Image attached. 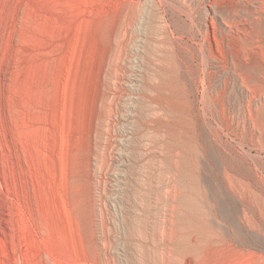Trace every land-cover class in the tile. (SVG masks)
<instances>
[{
    "label": "rangeland",
    "instance_id": "374dc122",
    "mask_svg": "<svg viewBox=\"0 0 264 264\" xmlns=\"http://www.w3.org/2000/svg\"><path fill=\"white\" fill-rule=\"evenodd\" d=\"M152 1L0 0V264H161L174 227L177 264H264V99L252 118L201 59L202 3ZM171 39L189 52L176 79Z\"/></svg>",
    "mask_w": 264,
    "mask_h": 264
},
{
    "label": "bare ground",
    "instance_id": "6f19581e",
    "mask_svg": "<svg viewBox=\"0 0 264 264\" xmlns=\"http://www.w3.org/2000/svg\"><path fill=\"white\" fill-rule=\"evenodd\" d=\"M152 1V0H151ZM173 1V0H171ZM175 1V0H174ZM177 1V0H176ZM199 2V3H202L203 5V17H202V21L200 23L197 22V19L195 18L196 16L194 15V11L192 12L189 8V11H187L189 13V16L192 18H190L191 20H193L194 23H196L197 27H198V33H202L203 36H204V42L202 43V46H201V53L200 56H201V59L204 61V60H208L213 58L214 60H221L222 62H224V64L226 65L227 67V71L229 72L230 74V77H232L235 81V83L237 84V86L243 91L245 92L247 95H248V98L250 99V105H249V111H250V115L251 117L253 118V115L254 112H253V103L255 100H263L264 99V0H186L187 3H189L190 7L192 5L193 2ZM153 2V1H152ZM163 2V1H162ZM181 2V1H180ZM145 3V2H144ZM150 3V2H149ZM154 4H157V3H154ZM185 4V2H184ZM169 5V4H168ZM171 5V4H170ZM182 5V4H181ZM196 5V4H195ZM198 5V4H197ZM200 5V6H202ZM183 6H186V5H183ZM142 7V6H141ZM155 7V5H154ZM196 7V6H195ZM194 7V9H195ZM199 7V6H198ZM139 8V7H138ZM157 8V7H155ZM178 8V7H177ZM176 8V9H177ZM180 8V7H179ZM178 8V9H179ZM188 8V6H187ZM141 9V8H140ZM153 9V8H152ZM193 9V8H192ZM201 9V8H200ZM182 10V9H181ZM186 10V9H184ZM198 11V10H197ZM155 12H159V11H155ZM183 12V10L181 11V13ZM196 12V11H195ZM143 13V12H142ZM187 13V14H188ZM201 13V12H200ZM140 15V14H139ZM142 15V14H141ZM145 15V14H144ZM158 17V15H155ZM145 17V16H144ZM163 17V16H162ZM183 18V17H182ZM201 18V17H200ZM139 19V18H138ZM137 19V20H138ZM143 19V18H142ZM163 19V18H162ZM187 19V18H186ZM160 20V19H159ZM167 20V19H166ZM201 20V19H200ZM160 22V21H159ZM192 22V21H191ZM136 23V22H134ZM131 24V23H130ZM142 24V23H141ZM164 24V23H162ZM167 24V23H166ZM170 24V23H169ZM172 24V23H171ZM143 25V24H142ZM159 26V25H158ZM174 26V25H173ZM190 27V26H189ZM196 27V26H195ZM159 28V27H158ZM185 28V27H184ZM161 29V27H160ZM189 29V28H188ZM192 29V28H191ZM190 29V30H191ZM195 29V28H194ZM135 30V29H134ZM133 30V31H134ZM166 30V28H165ZM187 30V29H186ZM189 30V31H190ZM167 31H168V28H167ZM174 31V30H173ZM194 30H191V35H193L194 37L197 38L196 36V32L197 31H194ZM165 33V32H164ZM174 33V32H173ZM190 33V32H189ZM197 33V34H198ZM163 34V33H162ZM174 35V34H173ZM189 35V34H188ZM168 37V36H167ZM176 38V37H175ZM170 39V38H169ZM182 39V37L180 38ZM183 41V40H182ZM193 41V40H192ZM132 42V41H131ZM170 43V63H168L170 66H172V68L170 69L171 72V76L172 78L175 77V75L182 69H180V66L183 67V65L180 64V60L182 59L181 58V53H182V50L178 51L179 49V46L177 47V44L179 43H175L172 39L170 41H168ZM130 43V42H129ZM181 44H179L181 47H183L184 45L182 44V42H180ZM214 43L216 44V48H217V51L219 52V54H215V51L213 50L214 49ZM135 44V43H134ZM190 44V43H189ZM192 44V43H191ZM200 44V43H199ZM128 46V45H127ZM130 46V45H129ZM200 48V47H199ZM169 49V48H168ZM191 50V48L189 49V51ZM169 51V50H168ZM187 51V50H186ZM195 50H191V52H194ZM199 51V50H198ZM190 52V54H191ZM209 52V53H208ZM169 53V52H168ZM184 53V52H183ZM182 53V54H183ZM189 53V52H188ZM188 53L187 54H183L184 56L187 55L188 56ZM198 53V54H199ZM196 54V52H195ZM123 55V54H122ZM191 56V55H190ZM194 56H197V55H193ZM211 56V58H210ZM122 57V56H121ZM192 57V59H193ZM123 58V57H122ZM127 58V57H126ZM187 58V57H186ZM124 59V58H123ZM161 59V58H160ZM196 59V58H194ZM198 59V58H197ZM162 61V60H161ZM183 61H187L183 59ZM220 61V62H221ZM127 62V61H126ZM147 62V61H146ZM164 62V61H163ZM188 62V61H187ZM190 62V60H189ZM209 62V61H207ZM183 63V62H182ZM201 63V62H200ZM218 63V62H217ZM150 64V63H148ZM159 64V63H158ZM193 64V62H192ZM208 64V63H207ZM185 65V63H184ZM201 65V64H200ZM220 65V64H219ZM193 66V65H192ZM190 67V66H189ZM200 68V66H199ZM209 68V67H208ZM224 68V67H223ZM162 69V67H161ZM169 69V68H168ZM193 69V68H192ZM206 69V68H205ZM204 69V70H205ZM212 69V68H211ZM188 70V68L186 69V71ZM200 70H202L200 68ZM213 70V69H212ZM217 70V69H216ZM164 71V70H163ZM168 72V71H167ZM193 72V70H192ZM202 72V71H201ZM203 73L205 74V72L203 71ZM212 73V72H211ZM149 74V73H148ZM168 74V73H167ZM194 74V73H193ZM214 74V73H213ZM218 74V73H217ZM161 75V74H160ZM179 75V74H178ZM196 75V74H195ZM198 75V74H197ZM202 74L200 73V76ZM207 80L210 76V72L207 74ZM154 76V75H153ZM192 76V75H191ZM194 76V75H193ZM203 76V75H202ZM205 76V75H204ZM142 77V76H141ZM158 77V76H157ZM155 77V78H157ZM179 77V76H178ZM199 77V76H198ZM197 77V78H198ZM163 78V77H162ZM180 78V77H179ZM192 78V77H190ZM196 78V77H195ZM205 78L202 79L205 83ZM174 79V80H175ZM183 79V78H182ZM141 80V79H140ZM163 80V79H162ZM172 80V79H171ZM185 80V79H184ZM210 80V78H209ZM208 80V81H209ZM176 81V80H175ZM212 81V80H211ZM214 81V80H213ZM179 82V81H178ZM184 82V81H183ZM199 82V81H197ZM201 82V81H200ZM133 83V82H132ZM165 83V82H164ZM180 83V82H179ZM178 83V84H179ZM203 83V84H204ZM211 82L209 81V84ZM153 85V84H152ZM201 85V84H200ZM149 86V85H148ZM208 86V85H206ZM205 86V87H206ZM213 86V85H211ZM138 87V86H137ZM153 87V86H152ZM157 87V86H155ZM217 87V86H216ZM150 88V87H149ZM208 88H211V87H208ZM207 88V89H208ZM214 88V87H213ZM205 89V90H207ZM217 90V95H221L222 97H224L225 95L227 96V93L229 92V87H228V82H225L224 86L218 90ZM215 90V91H216ZM232 90V89H231ZM142 91V90H141ZM146 91V90H145ZM173 91V90H172ZM196 91V90H195ZM207 92V91H206ZM209 92V90H208ZM236 92V91H235ZM143 93V92H142ZM214 93V92H213ZM211 93V94H213ZM244 93V94H245ZM206 94V93H205ZM215 94V93H214ZM230 94V93H229ZM140 95V94H139ZM146 95V94H145ZM151 95V94H150ZM165 95V94H164ZM207 95H210V94H207ZM130 96V95H129ZM172 96V95H171ZM170 96V97H171ZM174 96V95H173ZM206 96V95H205ZM232 96V95H231ZM155 97V96H154ZM179 97V96H178ZM216 97V96H215ZM124 98V97H122ZM204 98V97H203ZM209 98V97H208ZM219 98V96L217 97ZM121 99V98H120ZM152 99V98H151ZM154 99V98H153ZM207 99V98H206ZM214 99V97H213ZM145 100V99H144ZM154 100H157V99H154ZM216 101L218 99H215ZM220 100V99H219ZM120 101V100H119ZM127 101V100H126ZM214 101V100H213ZM213 101L210 103L212 104ZM215 101V102H216ZM221 101V100H220ZM225 101V100H224ZM218 102V101H217ZM261 102V101H260ZM129 103V102H128ZM127 103V104H128ZM160 103V102H159ZM184 103V102H183ZM206 103V102H205ZM264 103V102H263ZM136 104V103H135ZM134 104V105H135ZM152 104V103H151ZM216 104V103H215ZM222 104V103H221ZM126 105V104H125ZM154 105V104H153ZM158 105V104H157ZM162 105V104H161ZM165 105V104H164ZM209 105V104H208ZM256 105V104H255ZM260 105V104H259ZM263 105V104H262ZM189 106H191L189 104ZM226 106L224 103L222 105V108H223V113H225V110H226ZM257 106V105H256ZM159 107H161L159 105ZM188 107V106H187ZM192 107V106H191ZM194 107V106H193ZM191 108V109H194V108ZM209 107V106H208ZM207 107V108H208ZM212 107V106H211ZM210 107V108H211ZM262 106H260L259 108H261ZM117 108V107H116ZM157 108V107H155ZM154 108V109H155ZM162 108H165L162 107ZM160 108V109H162ZM167 108V107H166ZM213 108V107H212ZM256 108V107H255ZM264 108V107H263ZM153 109V110H154ZM215 108H213L214 110ZM218 109V108H217ZM221 109V108H220ZM110 110V109H109ZM159 110V109H158ZM196 110V109H194ZM198 110V109H197ZM210 110V109H209ZM222 110V109H221ZM220 110V111H221ZM242 110V109H241ZM244 110V109H243ZM172 111H175V109ZM178 111V110H177ZM187 111H189L187 109ZM200 111V110H199ZM259 111V110H258ZM257 111V112H258ZM110 112V111H109ZM152 112V111H151ZM163 112V111H162ZM182 112V111H181ZM185 112V111H183ZM204 112V111H203ZM208 112V111H207ZM215 112V110H214ZM213 112V113H214ZM230 112V111H229ZM242 112V111H241ZM256 112V113H257ZM193 113V112H192ZM211 113V112H210ZM263 113V112H262ZM106 114V113H105ZM118 114V113H117ZM130 114V113H129ZM160 114V113H159ZM200 114V112H199ZM221 114V113H220ZM100 115V113H99ZM153 115V114H152ZM161 115V114H160ZM205 115V114H204ZM230 115V113H229ZM158 116V115H157ZM173 116V115H172ZM183 116V114H182ZM187 116V115H186ZM249 116V115H248ZM257 116V114L255 115ZM258 116H260L258 114ZM103 117V116H102ZM117 117V115H116ZM159 117V116H158ZM163 117V116H162ZM228 117V116H227ZM108 118V117H107ZM256 118H259V117H256ZM105 119V118H104ZM126 119V118H125ZM226 119V118H225ZM101 120V119H100ZM175 120V119H174ZM224 120V119H223ZM107 121V120H106ZM137 121V120H136ZM163 121V120H162ZM251 121V120H250ZM253 121V120H252ZM261 121V120H260ZM259 121V122H260ZM264 121V120H263ZM105 122V121H104ZM180 122V121H179ZM207 122V121H206ZM230 122V121H229ZM258 122V120H257ZM212 123V122H211ZM231 123V122H230ZM229 123V125H230ZM262 123V122H261ZM210 124V123H209ZM264 124V122H263ZM105 125V124H104ZM136 125V124H135ZM173 125V124H172ZM108 126V125H107ZM111 126V125H110ZM212 126V125H210ZM131 127V126H130ZM223 127V126H222ZM228 127V126H227ZM231 127V126H230ZM171 128V127H170ZM218 128V126H217ZM110 129V128H109ZM112 129V128H111ZM211 129V127H210ZM231 129V128H230ZM171 131V130H170ZM177 132V131H176ZM217 132V131H216ZM218 133V132H217ZM166 134V133H164ZM168 134V133H167ZM216 134V133H215ZM174 135V134H173ZM171 136V135H170ZM189 136V135H188ZM192 136V135H191ZM218 136V135H217ZM179 138V137H178ZM181 139V138H180ZM183 139V138H182ZM190 139V138H189ZM198 139V138H197ZM171 141V140H170ZM174 141V140H173ZM172 141V142H173ZM183 141V140H182ZM125 143V141H123ZM196 142V141H195ZM169 143V142H168ZM167 143V144H168ZM190 143V142H189ZM179 144V143H178ZM184 144V143H183ZM186 144V143H185ZM174 145V144H173ZM173 145L171 146L173 148ZM203 145V144H202ZM189 146V145H188ZM194 146V145H193ZM198 146V145H197ZM200 146V145H199ZM204 146V145H203ZM181 147V146H179ZM176 148V147H175ZM191 148V147H190ZM198 148V147H197ZM175 150V149H174ZM182 150V149H181ZM188 150V149H187ZM201 150V149H200ZM168 151V150H167ZM172 151V150H171ZM197 151V149L195 150ZM203 151V150H202ZM174 152V151H173ZM183 152V151H182ZM200 153V152H199ZM177 154V153H176ZM181 154V153H180ZM187 154V152H186ZM192 154V153H191ZM190 154V155H191ZM195 154V153H194ZM188 155V154H187ZM196 155V154H195ZM180 156V155H179ZM186 156V155H185ZM194 157V156H193ZM203 157V156H202ZM205 157V156H204ZM173 158H174V155H173ZM201 158V157H200ZM207 159V158H206ZM186 161V160H185ZM203 162V161H202ZM192 163V162H191ZM201 163V162H200ZM199 163V164H200ZM206 163V162H205ZM178 164V163H177ZM187 164V163H186ZM197 164V163H196ZM182 165V164H181ZM187 166V165H186ZM207 166V165H205ZM203 167V166H202ZM201 167V168H202ZM190 168V167H189ZM208 168V167H206ZM210 168V166H209ZM176 169V168H175ZM182 169L183 166H182ZM202 172V171H201ZM197 173V172H196ZM173 174V173H172ZM178 174V173H176ZM175 175V174H174ZM143 176V175H142ZM147 176V175H146ZM145 176V177H146ZM187 177V176H186ZM209 177V176H208ZM179 178V177H178ZM207 178V177H206ZM91 179V178H90ZM172 179V178H171ZM180 179V178H179ZM177 179V180H179ZM146 180V179H145ZM174 180V179H173ZM182 180V179H181ZM191 180V178H190ZM198 180V179H196ZM148 181V180H147ZM171 182V181H170ZM186 182V181H185ZM184 184V183H183ZM170 185V184H169ZM168 185V186H169ZM185 185V184H184ZM196 185V184H195ZM87 186V185H86ZM96 186V185H95ZM172 186V185H171ZM176 186V185H175ZM183 186V185H182ZM197 186V185H196ZM212 187V185H211ZM193 188V187H192ZM172 189V188H171ZM170 189V190H171ZM211 189V188H210ZM213 189V188H212ZM118 190V189H117ZM179 189H177L176 192H174L173 194V200L174 202H178V199L180 198V200L182 199V209L184 207V204L186 206H188V204L190 205V203H192L191 201L193 200V198L191 197V195H188L186 192H179L178 191ZM184 190V189H183ZM187 190V189H186ZM190 190V189H189ZM208 190V189H207ZM216 190V189H215ZM218 190V189H217ZM211 191V190H210ZM90 192V191H89ZM170 192V191H169ZM168 192V193H169ZM193 192V191H191ZM200 194V193H199ZM91 195V194H90ZM170 195V194H169ZM172 196V195H171ZM202 196V195H201ZM219 196V195H218ZM197 197V196H196ZM212 198V197H211ZM201 199V198H200ZM179 200V201H180ZM195 200V199H194ZM215 200V199H214ZM209 201V200H208ZM172 202V201H171ZM194 202V201H193ZM200 202V201H199ZM214 202V201H213ZM99 203V202H98ZM197 203V202H196ZM202 203V202H201ZM221 203V202H220ZM94 204V203H93ZM96 204V203H95ZM178 204V203H177ZM176 204V205H177ZM181 203H179L180 205ZM195 204V202H194ZM175 205V204H174ZM175 205V206H176ZM178 205V207H179ZM200 205V204H199ZM215 205V204H214ZM173 206V205H172ZM180 206V207H181ZM212 206V205H211ZM196 207V206H195ZM199 207V206H198ZM207 207V206H206ZM222 207V206H221ZM171 208V207H170ZM169 208V209H170ZM201 208V206H200ZM214 208V207H213ZM186 209V208H185ZM205 209V208H204ZM174 212L176 213V215L178 216L179 218V215L181 214H184L186 213L185 210H181L180 208L177 209V207H174ZM187 210V209H186ZM189 210V208H188ZM199 210V209H197ZM203 210V209H202ZM207 210V209H206ZM200 211V210H199ZM171 212V211H170ZM190 213V212H189ZM105 214V213H104ZM179 214V215H178ZM205 214V213H203ZM95 215V214H94ZM174 215V213H173ZM185 215V214H184ZM215 216V215H214ZM183 217V216H182ZM181 217V218H182ZM194 217V216H193ZM201 217V216H200ZM91 218V217H90ZM170 218V217H169ZM177 218V217H176ZM196 218V217H195ZM213 218V217H212ZM173 219V218H172ZM184 219V217H183ZM175 220V219H174ZM206 220V219H205ZM173 221V220H172ZM191 222V221H190ZM196 222V221H195ZM214 222V220H213ZM176 223V221L174 222ZM212 223V222H211ZM105 224V223H104ZM172 224V223H170ZM195 224V223H194ZM210 224V223H209ZM215 224V223H214ZM174 225V224H173ZM172 225V226H173ZM179 225V224H178ZM186 225V224H185ZM189 225V224H188ZM191 225V224H190ZM177 226V225H176ZM183 226V224H182ZM98 227V226H97ZM169 227V226H168ZM171 227V225H170ZM175 228V227H174ZM174 228L171 229L170 233L168 234V238L167 240L165 241V245H166V259L163 258V262L161 264H177L179 261H182L184 257H186L187 255L185 253L187 252H184L182 251V254L180 252L179 255L182 256V259H176V256H175V253L174 255L173 254V250L176 249L180 244L181 246L183 247L184 245L187 244V240H184V241H176V238L175 236L177 235L176 234V231L177 230H174ZM195 228V227H194ZM209 229V225L207 227ZM211 228V227H210ZM164 229V228H163ZM167 229V228H166ZM100 230V229H99ZM198 230V229H197ZM207 230V229H206ZM214 230V229H213ZM164 231H166L164 229ZM179 231V230H178ZM181 231V230H180ZM189 231V230H188ZM215 231V230H214ZM98 232V231H97ZM163 233V232H161ZM165 233V232H164ZM167 233V232H166ZM183 233V232H182ZM192 233V232H191ZM190 233V234H191ZM204 233V232H203ZM211 233V232H209ZM208 233V234H209ZM189 234V233H188ZM199 234V233H198ZM162 235V234H160ZM167 235V234H166ZM207 235V234H206ZM213 235V234H212ZM101 236V235H100ZM163 236V235H162ZM202 236V235H201ZM211 236V235H210ZM215 236V235H214ZM181 237V236H180ZM194 237V236H193ZM200 237V236H199ZM162 238V237H161ZM166 238V237H165ZM198 238V237H197ZM212 238V237H211ZM214 238V237H213ZM188 239V238H187ZM209 239V238H208ZM216 239V238H215ZM101 240V239H100ZM179 240V239H178ZM202 240V239H201ZM218 240V239H217ZM191 241V240H190ZM188 241V243L190 242ZM223 241V240H222ZM100 242V241H99ZM160 242V241H159ZM184 243V244H183ZM207 243V242H206ZM208 243H211L208 242ZM214 245L212 246H215L216 244H218L219 246V243L217 241V243L215 244V241L213 242ZM223 243V242H222ZM183 244V245H182ZM193 244V243H192ZM199 244V243H198ZM228 244V243H227ZM99 245V244H98ZM204 245V244H203ZM210 245V246H211ZM225 246H227L226 244H224ZM163 246V245H162ZM161 246V247H162ZM195 246V245H194ZM217 246V247H218ZM160 247V248H161ZM188 248L189 245H187ZM186 247V248H187ZM209 247V246H208ZM207 247V248H208ZM221 247V245H220ZM138 248V247H137ZM196 248V247H195ZM194 248V249H195ZM206 248V249H207ZM213 250L215 248L214 251H217L218 250V254H219V250H221L220 248L216 250V247H212ZM227 248V247H226ZM183 248H181L182 250ZM185 249V248H184ZM191 250H193L192 248H190ZM188 249V250H190ZM205 249V250H206ZM187 250V251H188ZM197 249H195V251L193 250V253L196 252ZM198 250H200L198 248ZM197 250V253L199 254V252L202 253V248H201V251L198 252ZM211 250V249H210ZM158 251V250H157ZM160 251V250H159ZM175 251V250H174ZM179 251V249L177 250ZM164 252V251H163ZM160 251V253H163ZM184 252V253H183ZM188 252H192V251H188ZM221 252V251H220ZM195 253V254H197ZM201 253L199 254L198 258L201 257ZM207 253L209 252H206L205 254V251L203 252V256L204 255H207ZM185 256H184V255ZM188 256L191 255L190 253H187ZM197 254V255H198ZM216 253L212 254V255H215ZM136 255V254H135ZM140 255V254H139ZM142 255V254H141ZM146 255V254H145ZM194 255V254H193ZM196 255V257H197ZM210 256L211 253L209 254ZM217 255V254H216ZM162 256V255H161ZM160 256V257H161ZM164 256V255H163ZM175 256V257H174ZM180 256V257H181ZM184 256V257H183ZM202 256V257H203ZM193 257V256H191ZM195 257V256H194ZM179 258V257H178ZM190 258V257H188ZM207 258H212L214 259V257H209L207 256ZM145 259V258H144ZM162 259V258H161ZM186 258H184V260L182 261V263H184V261H187V259L185 260ZM201 260V258H199ZM198 259V260H199ZM203 259H206V257H204ZM202 259V260H203ZM146 260V259H145ZM144 260V261H145ZM189 260H194V263H199V262H195V259H189ZM197 260V258H196ZM209 259H206L205 262H209L207 261ZM211 260V259H210ZM143 261V260H142ZM178 261V262H177ZM204 261V260H203ZM203 261L201 263H203ZM213 262V260H211ZM210 261V262H211ZM140 262V261H139ZM147 262V260H146ZM149 262V261H148ZM204 264H208V263H205ZM211 262V264H212ZM191 263V262H190ZM193 262L191 264H194ZM146 264V263H145ZM189 264V263H188ZM200 264V263H199Z\"/></svg>",
    "mask_w": 264,
    "mask_h": 264
}]
</instances>
